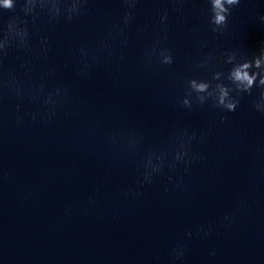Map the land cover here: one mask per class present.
<instances>
[{
  "label": "clouds",
  "instance_id": "9594fccd",
  "mask_svg": "<svg viewBox=\"0 0 264 264\" xmlns=\"http://www.w3.org/2000/svg\"><path fill=\"white\" fill-rule=\"evenodd\" d=\"M229 3L233 2V0H228ZM4 6L5 7H11L12 6V0H4ZM214 6L218 9H220L221 11H223V6L221 4V0H214ZM224 17L217 14V17H216V22H221L223 21ZM245 68L247 67V65L244 66ZM234 77L236 80L238 81H241V82H244V81H247V85L248 86H251L252 82H253V78L252 77H249L247 72H244V71H241V70H237L234 74ZM207 86L204 85V84H201V85H198L197 88L198 90L200 91H203ZM227 93L224 92L221 96V99H220V103L223 104L224 103V96H226ZM226 107H228L230 110L234 109L235 108V105L232 104V103H228L226 105ZM227 219V218H226Z\"/></svg>",
  "mask_w": 264,
  "mask_h": 264
}]
</instances>
